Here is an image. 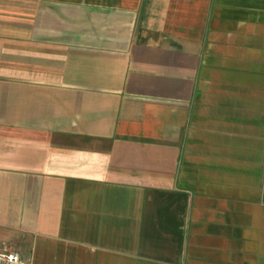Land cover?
Here are the masks:
<instances>
[{
    "label": "crops",
    "instance_id": "0c3cea01",
    "mask_svg": "<svg viewBox=\"0 0 264 264\" xmlns=\"http://www.w3.org/2000/svg\"><path fill=\"white\" fill-rule=\"evenodd\" d=\"M0 247L264 264V0H0Z\"/></svg>",
    "mask_w": 264,
    "mask_h": 264
},
{
    "label": "built area",
    "instance_id": "2783aa9c",
    "mask_svg": "<svg viewBox=\"0 0 264 264\" xmlns=\"http://www.w3.org/2000/svg\"><path fill=\"white\" fill-rule=\"evenodd\" d=\"M5 247H0V264H24L21 254L18 251Z\"/></svg>",
    "mask_w": 264,
    "mask_h": 264
}]
</instances>
